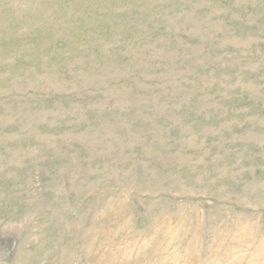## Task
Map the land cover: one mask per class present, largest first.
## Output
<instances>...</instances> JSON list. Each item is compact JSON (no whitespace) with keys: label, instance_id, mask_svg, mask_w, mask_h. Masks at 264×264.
Wrapping results in <instances>:
<instances>
[{"label":"rangeland","instance_id":"1","mask_svg":"<svg viewBox=\"0 0 264 264\" xmlns=\"http://www.w3.org/2000/svg\"><path fill=\"white\" fill-rule=\"evenodd\" d=\"M0 264H264V0H0Z\"/></svg>","mask_w":264,"mask_h":264}]
</instances>
